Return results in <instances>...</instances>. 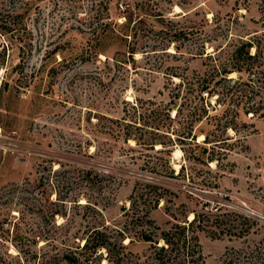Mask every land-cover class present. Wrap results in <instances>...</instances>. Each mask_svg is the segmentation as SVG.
I'll use <instances>...</instances> for the list:
<instances>
[{
    "label": "rangeland",
    "instance_id": "rangeland-1",
    "mask_svg": "<svg viewBox=\"0 0 264 264\" xmlns=\"http://www.w3.org/2000/svg\"><path fill=\"white\" fill-rule=\"evenodd\" d=\"M107 2L112 29L97 34L98 21L105 17L102 0H0V21L11 29L0 33V224L3 219L9 222L0 229V264H44L61 247L62 231L50 228L46 234L53 239H39L37 245L16 241L13 222L20 216L27 223H18L24 235L42 223L48 210H65V217L56 215L54 221L67 224L73 235L93 215L73 201L84 204L90 199L106 225L119 227L122 210L130 207L129 198L139 182L167 189L166 203L161 200L150 214L160 231L170 228L171 214L182 217L187 211L220 208L218 214L228 215V223L235 225L229 234L213 238L199 233L204 264H222L231 249L246 253L264 235L261 1ZM126 5L129 10L123 11ZM96 34L98 42L93 41ZM246 42L257 46L254 66L262 73L260 81L254 78L251 83L255 90L247 105L257 112L244 114L243 102L238 104L235 96L215 86V94L203 95L210 117L194 122L197 80L215 68L231 67L235 49ZM130 50L136 51L132 58ZM255 52L250 49V54ZM246 75L241 71L228 78L246 81ZM225 122L233 128L225 129ZM124 123L138 127L137 135L151 136L165 146L156 144L153 151H144L133 140L124 143L118 132ZM144 123L158 125L159 134L143 129ZM190 123L197 149L174 141L187 133L183 130ZM161 130L174 142L157 136ZM206 135L211 144L203 143ZM181 149L214 160L208 165L187 163ZM162 158L169 159L171 172L150 168ZM183 164L184 171L177 175ZM192 168L199 170L206 184L190 181ZM86 171L98 175L95 185L81 182ZM57 194L63 205L44 202V197L55 202ZM39 204L38 211L34 206L39 209ZM244 218L248 223L242 226ZM147 248L142 242L128 246L140 256Z\"/></svg>",
    "mask_w": 264,
    "mask_h": 264
},
{
    "label": "trees",
    "instance_id": "trees-1",
    "mask_svg": "<svg viewBox=\"0 0 264 264\" xmlns=\"http://www.w3.org/2000/svg\"><path fill=\"white\" fill-rule=\"evenodd\" d=\"M109 0H102L101 9L102 13L105 15L103 21L98 26L97 34H104L108 29H112V22L108 16V2ZM261 1V10L264 11V0ZM122 7V6H121ZM129 6L123 9V11H128ZM132 12V11H131ZM130 12V13H131ZM161 19H163L160 14H157ZM97 19H102L101 16H97ZM11 32L6 25V22L3 20L0 21V33ZM97 34L94 37L93 41L98 42L99 38ZM255 48V54H250V49ZM5 47H2V51ZM5 52V51H3ZM129 56H132L136 53L135 50L129 51ZM257 56V46H254L251 42H246L240 44L234 51V59L231 63V67H223L222 69L215 68L210 76L207 78H200L196 82V89L198 95V101L195 103V121H201L202 119H208L210 117L208 113L209 105L204 102L203 95L210 96L212 93L215 94L213 88L219 86L221 90H224L225 93L235 96L236 100H239L240 104L242 103V108L244 109V114L257 112L254 110L251 111L252 107L247 105L252 100L254 95V90L251 86V83L254 85V78L257 81L261 80V70H258V66H254V60ZM208 58H211V55H207ZM1 66V65H0ZM244 71L246 75V81L241 80L240 78L233 79L228 78L232 73H240ZM215 73V75H214ZM218 76V80L212 83L215 78ZM221 83H223L221 85ZM225 83V84H224ZM211 84H213L211 86ZM7 83H3V87L6 88ZM211 86V87H210ZM3 88V89H4ZM258 88V87H257ZM260 88V87H259ZM223 93V91H222ZM218 100V99H217ZM168 111L166 112V114ZM264 115V111L260 113L259 116ZM169 118V117H168ZM124 130L121 129L118 132L120 137H122L124 143H128L129 140L135 142V146L145 150H152L156 144H161L165 146L164 142L156 141L152 139L151 136L145 137L143 133L137 135L136 132L139 130L138 127L132 128L131 125L124 123ZM187 125V124H186ZM144 127L151 128L152 132L159 134L158 125H149V123H144ZM230 127V123L225 122L224 128ZM165 130L169 129L167 127ZM193 123H190L183 131L187 130V133H181L182 135H177L174 141H177L179 144L183 142H188V145L193 144L194 147L199 148V145L195 143V136L192 135ZM161 135H157L161 138L167 139L168 143H172L173 138L171 139L169 135L165 134L166 131ZM160 131V132H161ZM166 133H170V130H167ZM152 134V133H150ZM184 134V135H183ZM186 135V136H185ZM179 137L181 141H179ZM204 144H211L212 141H209V137L206 135ZM172 145V144H171ZM133 150V149H130ZM183 154L186 155L187 163H198L206 164L212 162L214 159L212 156H208L202 159L200 154L198 156L192 155V151L187 152L185 149H181ZM163 150L156 151L160 153ZM204 148L202 152H205ZM133 159H140L139 157H132ZM161 163H154L150 168L152 170H157L158 167L161 169H169V159L162 158L160 159ZM146 164H149L146 161ZM180 172L177 175H181L184 171V164L181 165ZM193 169V174L190 175V181L198 182L201 184H206V179L201 178L200 172ZM184 175V174H183ZM98 175L93 171L82 172L81 182L95 185L93 181ZM201 179V180H200ZM209 183V182H208ZM210 184V183H209ZM138 190L140 193H138ZM167 189L162 186H159L153 182H139L134 186L133 195L129 198L130 207L125 209L123 208L122 217H124L123 224L119 227L116 225H106L103 220L102 211L97 208V205L86 199L84 204L79 203L76 198L74 199L75 206L77 208H83L91 212L92 221L83 225V229L77 230L73 235L70 233L69 226L56 225L54 221L56 215H61L65 217V210H48L42 218V223L36 225L34 228L27 229L28 234L32 236H27L28 234L25 231V234H21V227L18 224L19 221L24 225L27 223L23 222V216L18 218L17 222H13L12 233L15 234V240L24 243L37 245L39 239H45L46 241L54 237L47 235L49 230L53 229L54 231H62L61 234L63 238L59 242L60 249L56 253H53L44 260V264H101L103 260L106 261V264H204V260L201 254L200 245H199V233H206L210 237L218 238L219 234H229L230 231L235 227L232 223H228V215L225 213L218 214L220 208H217V211L206 210L205 212L197 213L196 211H187L182 217H176V215L171 214V220L173 223L170 228L165 231H160V229L155 225L153 219H151L150 214L153 210L159 207L160 201L165 200V194ZM45 190L41 191L40 196H45ZM137 195V197H136ZM58 194L56 195L55 202H52L48 197H44V202L57 205L64 203V200ZM34 206L36 210L41 209ZM207 207L206 205H204ZM216 209V208H215ZM21 213V212H20ZM188 213H192V218L188 219ZM94 215L98 216V220H95ZM95 220V221H94ZM243 224L248 223V220L243 219ZM9 225V222L6 219H3L2 224H0V229ZM82 226V225H81ZM6 234L10 232V229H5ZM70 233V234H69ZM246 236V235H244ZM32 238V239H31ZM125 240H128L125 243ZM13 241V240H11ZM142 242L148 244L147 250L144 252L145 255H136L128 250V246L133 243ZM46 245V244H45ZM222 264H264V235L262 239L254 245L251 249H248L246 253H239L236 250L231 249L225 254V257L222 261Z\"/></svg>",
    "mask_w": 264,
    "mask_h": 264
},
{
    "label": "bare ground",
    "instance_id": "bare-ground-1",
    "mask_svg": "<svg viewBox=\"0 0 264 264\" xmlns=\"http://www.w3.org/2000/svg\"><path fill=\"white\" fill-rule=\"evenodd\" d=\"M178 10V9H177ZM202 138H200V140H201ZM199 140V139H198ZM179 151V150H178ZM176 153V152H175ZM191 219V218H190Z\"/></svg>",
    "mask_w": 264,
    "mask_h": 264
}]
</instances>
